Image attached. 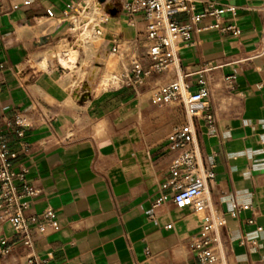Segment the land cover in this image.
I'll return each mask as SVG.
<instances>
[{
	"label": "crops",
	"instance_id": "1",
	"mask_svg": "<svg viewBox=\"0 0 264 264\" xmlns=\"http://www.w3.org/2000/svg\"><path fill=\"white\" fill-rule=\"evenodd\" d=\"M82 1L0 0V129L18 154L16 170L27 169L25 182L40 190L28 216L52 207L60 224L46 235L32 224L35 250L49 264H198L188 242L208 212L177 209L171 200L153 208L175 157L168 138L186 120L181 105L151 101L153 88L173 73L140 83L131 60L120 58L125 67L118 86L103 88L102 72L87 76L86 59L65 52L82 49L89 58L96 43L58 49L73 31L58 20L69 4ZM206 1L237 9L222 16L219 28H209L217 21L206 18L193 35L197 45L180 53L189 73L213 68L209 100L216 126L210 130L201 119L199 130L205 163L215 172L207 193L212 212L226 218L221 237L227 264H264V0H191L194 13H202ZM15 3L20 7L12 10ZM112 11L99 57L105 64L115 41L140 39L141 50L148 45L142 15L131 19ZM231 25L241 34L228 32ZM140 63L143 70L151 67L148 58ZM230 75L234 90L224 82ZM37 106L39 115L32 117ZM18 116L31 126H15ZM3 232L12 235L7 226ZM243 238L256 246L242 244ZM21 253L16 246L12 260Z\"/></svg>",
	"mask_w": 264,
	"mask_h": 264
},
{
	"label": "built area",
	"instance_id": "2",
	"mask_svg": "<svg viewBox=\"0 0 264 264\" xmlns=\"http://www.w3.org/2000/svg\"><path fill=\"white\" fill-rule=\"evenodd\" d=\"M98 1V0H97ZM99 2V1H98ZM28 5L29 2H24ZM106 12L121 9L131 19L142 15L145 21L144 40L147 47L140 49V39L132 42L115 41L112 52L123 60H131L130 72L135 79L143 83L155 75L172 72L169 81L158 84L153 88L151 101L153 104L165 107L179 104L185 113V122L177 126L170 134L169 146L175 157L169 166L168 174L160 187V196L153 202L157 209L171 200L177 209H191L197 213H206L201 229L189 238V250L196 256L198 264H227L225 246L221 230L226 226V218L222 214L212 212V201L207 193L209 183L215 178L214 167L205 163L202 147L199 142L200 120L207 123L210 130H215V116L210 113L211 103V72L207 64L194 73L187 72L181 62L180 53L183 48L194 47L197 42L193 35L198 26L208 17L216 18V24L209 28H219L222 16L226 13L237 14L232 6L219 8L215 3L205 2L202 13H194L191 0H107L101 3ZM86 2L71 3L58 21H68L74 26L71 18L81 16ZM20 4L12 5V10L19 9ZM190 13L186 22H180L178 16ZM49 17L53 16L48 10ZM107 21H101L96 27L100 34ZM83 25V23H82ZM224 30V29H222ZM226 30L235 36L241 34L236 25ZM148 58L151 67L143 70L141 59ZM229 90H234V76L224 78ZM2 88L0 86V94ZM39 107L33 108L32 117L39 115ZM45 118V117H44ZM47 119V118H45ZM47 121V120H46ZM32 121L24 116H18L14 125L28 128ZM23 150L28 145H21ZM18 158L12 152L9 141L0 129V227H9L12 235L0 234V264H49V257L40 256L35 250V240L32 224L36 223L41 235L60 230L59 221L52 207H47L36 216H28L31 201L40 195V190L29 186L26 181L28 170H16L14 161ZM243 206L242 209H248ZM155 219L154 215L150 217ZM253 220L250 221L252 223ZM168 229L172 225L167 226ZM260 232L263 228L258 229ZM244 245L256 246L255 241L243 238ZM16 246L22 248L21 255L12 260Z\"/></svg>",
	"mask_w": 264,
	"mask_h": 264
},
{
	"label": "rangeland",
	"instance_id": "3",
	"mask_svg": "<svg viewBox=\"0 0 264 264\" xmlns=\"http://www.w3.org/2000/svg\"><path fill=\"white\" fill-rule=\"evenodd\" d=\"M83 1L86 2V3L88 2V0H83ZM96 2H98V1L97 0H93L92 7L95 6ZM84 6H86V5H84ZM83 11H84V9H83ZM99 11H100L99 17H102L103 19H107L108 20L107 24H109L111 22V18H112L111 14H109V12H106V10L103 9V6H101L99 8ZM71 19H72V22L74 23V26H75V22L77 20H79L78 17L73 16ZM82 19H84V18H82ZM84 24L85 25L81 26V30H79L78 33H76L75 31H71L72 32L71 33V37H70V40L68 42L70 45L75 46V47H78L77 44L80 45L78 39H80V37H81L80 35H83L84 32H85V27L84 26H86L88 24L87 27L89 29H93L94 28L95 32H97L96 31V27L100 25L99 21L96 22V21H91V20H88ZM74 26L69 23V27L70 28L74 29ZM101 33L104 34V29L103 28L101 30ZM96 44H97V47H96L97 49L95 50L96 52L91 54L89 56V58H87V55L83 52L82 49L79 51V53L72 52V50L74 51V48H72V47H71V49L68 52H65V55L70 56L69 58H72L73 60L75 59V57L78 60L79 59L82 60L83 58L86 59V67H89V69L86 70L87 76H90V73L93 71V73L96 75L95 76V79H96L97 76H98V73L102 72V77H103L102 82H101V78H100L101 75H99V77H98V79H100V82H99L100 85L103 88H109V87H113V86L116 87L120 83V77L123 74L124 67H125L124 65L125 64H123L122 60L120 59V57L118 55L114 54L118 66H116L115 69H112V71H111L112 73L110 75H106L105 71L110 66V64L108 63V61H106L107 64H105L99 58L100 56H103V54L105 53V49H103V47H102L104 43L100 42V43H96ZM75 52H76V50H75ZM112 53H113L112 49H108V52H107L106 55H111ZM96 62H102L103 65H96L95 64ZM99 66L102 67V68L106 67V69L101 71V68H99Z\"/></svg>",
	"mask_w": 264,
	"mask_h": 264
},
{
	"label": "bare ground",
	"instance_id": "4",
	"mask_svg": "<svg viewBox=\"0 0 264 264\" xmlns=\"http://www.w3.org/2000/svg\"><path fill=\"white\" fill-rule=\"evenodd\" d=\"M92 2H93V0H88V2L86 3V6L83 5L84 11L81 13V16L78 17L79 20H77L75 22L76 27L74 26V29H73V31H75L76 33H78L79 30H81L82 23H83V25H85L84 23H86L88 20L96 21V22L99 21V23L102 20L108 21L107 19H103L102 17H99V15H100L99 8L103 5L100 2H96L95 6L92 7ZM82 18H84V19H82ZM71 21H72V19H71ZM87 26H88V24L86 26H84L85 32L83 35H80L81 37H80V39H78L79 42L84 41L86 43L90 42L91 44L92 43H100V42L105 41L110 36V33L107 31L108 29H106L105 27L103 28L104 34L101 32L99 34V33L95 32L94 28L89 29ZM69 47H70V44L68 43V41H66L58 49H59V51H62L63 49L69 48ZM106 61H108L110 66L106 69L105 73H106V75H110L112 73L111 72L112 69H115L116 66H118V64H117V61H116L114 54L107 55ZM79 74H81V72H79Z\"/></svg>",
	"mask_w": 264,
	"mask_h": 264
},
{
	"label": "water",
	"instance_id": "5",
	"mask_svg": "<svg viewBox=\"0 0 264 264\" xmlns=\"http://www.w3.org/2000/svg\"><path fill=\"white\" fill-rule=\"evenodd\" d=\"M100 3H105L107 0H98ZM112 14H117V10L112 11Z\"/></svg>",
	"mask_w": 264,
	"mask_h": 264
}]
</instances>
